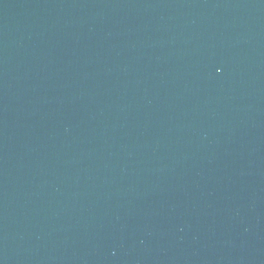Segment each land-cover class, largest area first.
Segmentation results:
<instances>
[{
    "label": "water",
    "instance_id": "water-1",
    "mask_svg": "<svg viewBox=\"0 0 264 264\" xmlns=\"http://www.w3.org/2000/svg\"><path fill=\"white\" fill-rule=\"evenodd\" d=\"M0 264H264V0H0Z\"/></svg>",
    "mask_w": 264,
    "mask_h": 264
}]
</instances>
